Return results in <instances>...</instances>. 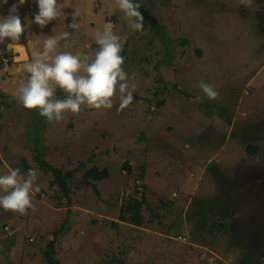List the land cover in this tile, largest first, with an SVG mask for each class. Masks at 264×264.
Segmentation results:
<instances>
[{
	"label": "rangeland",
	"instance_id": "374dc122",
	"mask_svg": "<svg viewBox=\"0 0 264 264\" xmlns=\"http://www.w3.org/2000/svg\"><path fill=\"white\" fill-rule=\"evenodd\" d=\"M137 1L148 12L143 33L116 0H59L64 15L43 28L36 0H0V18L15 6L22 25L33 19L14 44L25 55L0 43L9 61L0 65V175L40 173L33 208H0V264H52L48 253L55 264H264V0ZM107 23L137 83L132 104L119 111L117 95L111 109L84 105L58 122L24 108L16 95L30 75L24 65L43 41L68 31L57 51L91 61ZM37 155L74 173L68 197ZM94 167L109 176L86 183ZM135 201L140 226L127 211Z\"/></svg>",
	"mask_w": 264,
	"mask_h": 264
},
{
	"label": "clouds",
	"instance_id": "9594fccd",
	"mask_svg": "<svg viewBox=\"0 0 264 264\" xmlns=\"http://www.w3.org/2000/svg\"><path fill=\"white\" fill-rule=\"evenodd\" d=\"M25 0H20L23 4ZM119 9L123 12L128 27L133 31L143 33L144 17L139 10L140 5L133 0H116ZM249 4L252 0H247ZM7 3V0H5ZM38 13L34 22L42 28L50 22L64 15L63 3L59 0H36ZM79 12H74L71 28L77 29L79 24L76 17ZM24 32L17 7L11 9L7 18H0V43L6 39L13 48ZM55 32V28L53 29ZM68 31L59 36H48L43 41V51L33 54L30 62L24 65L29 77L27 82L17 90V99L24 108L38 110L42 117L49 122L61 121L63 114L70 111L79 113L82 106L89 108L111 109L114 97H119V111L128 108L133 102V93L137 83L130 80L123 65L124 57L121 55V37L114 32L111 23L104 25L103 31L96 33V44L99 50L95 58L89 61L87 56L82 59L80 53L58 52L61 40L70 38ZM198 87L209 100H216L219 92L209 83L200 81ZM57 89L67 94L66 99H57ZM40 173L37 169H30L22 174L19 169L11 170L0 175V208L5 211L21 215L33 208V193L39 192L38 185Z\"/></svg>",
	"mask_w": 264,
	"mask_h": 264
},
{
	"label": "trees",
	"instance_id": "16d2710c",
	"mask_svg": "<svg viewBox=\"0 0 264 264\" xmlns=\"http://www.w3.org/2000/svg\"><path fill=\"white\" fill-rule=\"evenodd\" d=\"M140 5V8L139 10L141 11L143 17H144V29L145 27L147 26V17H148V12L147 10L145 9L144 5L137 1ZM143 29V30H144ZM199 55H201L199 53ZM39 154V153H38ZM36 161L39 163L41 169H43L45 172H51L52 175L54 176V181L51 182V185H57L59 188H60V191H62L65 196H69L68 194V188H67V181L73 176V172H69L67 175H63V173L57 169V168H53L52 166H50L45 160H43L42 158H40V155H37V157H35ZM128 166V165H127ZM109 176V172L105 169L99 171L96 167L88 170L86 173H85V180H86V183H89V180L92 178L93 180H96V181H101L105 178H108ZM139 201H135V203L130 207V209L128 208L127 211H131L133 212V215H132V222L134 225L136 226H140L142 224V217L139 215V208H140V203H138ZM162 206H166L165 203H161ZM119 220L121 222H126L127 219L124 215V211H121L120 213V216H119ZM223 226H226L225 223L221 224ZM219 227H222L219 225ZM59 233L58 232H55V234ZM2 234V233H1ZM49 247V251L52 252L53 256L55 255V248H54V243H50L48 245ZM47 258H48V261H52V264H55L57 261H53L54 258H50V253L47 254Z\"/></svg>",
	"mask_w": 264,
	"mask_h": 264
},
{
	"label": "bare ground",
	"instance_id": "6f19581e",
	"mask_svg": "<svg viewBox=\"0 0 264 264\" xmlns=\"http://www.w3.org/2000/svg\"><path fill=\"white\" fill-rule=\"evenodd\" d=\"M23 20L26 22V25L24 26L25 28L26 27H28L31 23H32V20H31V18H30V16L29 15H26L24 18H23ZM14 49H16V52L18 53V54H20V55H25V53H24V51L25 50H23V48L21 47V46H15L14 47ZM16 53V54H17ZM85 55L83 54V56L82 57H84Z\"/></svg>",
	"mask_w": 264,
	"mask_h": 264
},
{
	"label": "flooded vegetation",
	"instance_id": "af4514ba",
	"mask_svg": "<svg viewBox=\"0 0 264 264\" xmlns=\"http://www.w3.org/2000/svg\"><path fill=\"white\" fill-rule=\"evenodd\" d=\"M24 18V17H23ZM30 18H31V16H30ZM31 20H32V18H31ZM26 25V22L24 23V25H23V27ZM24 29H25V27H24ZM7 44L4 46L5 47V49H9V48H7ZM11 53L12 52H14L13 51V49L11 48V51H10ZM24 53H26V51H24ZM8 54V52L6 53H3V54H0V57L1 56H4V55H7ZM18 54V53H17ZM18 55H20V54H18ZM8 59H6L5 57H2V58H0V65H5V66H8V63H9V61H7ZM3 231V230H2ZM0 234H1V232H0Z\"/></svg>",
	"mask_w": 264,
	"mask_h": 264
},
{
	"label": "water",
	"instance_id": "95a60500",
	"mask_svg": "<svg viewBox=\"0 0 264 264\" xmlns=\"http://www.w3.org/2000/svg\"><path fill=\"white\" fill-rule=\"evenodd\" d=\"M15 46H16V45H14L12 49H13V51H14L15 53H17V52H16V49H14ZM8 48L11 49V48L9 47V45H8ZM81 55L83 56V54H81Z\"/></svg>",
	"mask_w": 264,
	"mask_h": 264
},
{
	"label": "crops",
	"instance_id": "0c3cea01",
	"mask_svg": "<svg viewBox=\"0 0 264 264\" xmlns=\"http://www.w3.org/2000/svg\"><path fill=\"white\" fill-rule=\"evenodd\" d=\"M32 21H33V19H32Z\"/></svg>",
	"mask_w": 264,
	"mask_h": 264
},
{
	"label": "built area",
	"instance_id": "2783aa9c",
	"mask_svg": "<svg viewBox=\"0 0 264 264\" xmlns=\"http://www.w3.org/2000/svg\"><path fill=\"white\" fill-rule=\"evenodd\" d=\"M1 235V234H0Z\"/></svg>",
	"mask_w": 264,
	"mask_h": 264
}]
</instances>
